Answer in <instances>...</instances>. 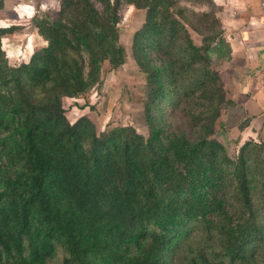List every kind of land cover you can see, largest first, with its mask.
I'll return each mask as SVG.
<instances>
[{
	"label": "rangeland",
	"instance_id": "1",
	"mask_svg": "<svg viewBox=\"0 0 264 264\" xmlns=\"http://www.w3.org/2000/svg\"><path fill=\"white\" fill-rule=\"evenodd\" d=\"M230 1L121 0L118 27L123 63L114 65L111 49V56L96 55V75L86 82L94 80L75 95H62L61 90L49 93L58 81L54 72L35 85L30 74L23 76L39 100L54 101L58 95L64 118L71 123L80 120L86 137L119 133L124 127L144 135L168 159V164H162V179L187 184L206 175L202 191L208 201L207 216L187 226L183 239L167 250L166 264H192L199 248L209 254L220 251V235L237 231L243 223L245 213L235 197L236 163L226 160L240 156L246 162L244 173L263 239L250 244L247 262L235 264H264V117H239L233 104L237 88L225 66L231 54L224 23L233 10ZM95 5L100 8L101 1L95 0ZM25 9H31L32 15ZM60 9L61 0H0V22L7 25L0 27L10 29L0 40V118L11 125L9 130L0 126V161L14 172L23 169L19 160L11 159L18 149L19 117L13 111L12 82L3 77L9 75L8 67L45 56V25L60 16ZM82 51L86 76L90 57L86 49ZM73 55L68 53L70 58ZM149 64L161 68L158 81L150 78ZM159 84L164 87L163 96L156 90ZM49 132V143H55L57 137L53 139ZM30 224L40 252L39 257L31 255L25 240L28 263L64 264V244L50 237L39 213L32 214ZM134 252L131 246L130 254Z\"/></svg>",
	"mask_w": 264,
	"mask_h": 264
},
{
	"label": "trees",
	"instance_id": "2",
	"mask_svg": "<svg viewBox=\"0 0 264 264\" xmlns=\"http://www.w3.org/2000/svg\"><path fill=\"white\" fill-rule=\"evenodd\" d=\"M100 1L98 8L95 0H61L60 16L45 25V56L8 67L10 73L3 77L12 82L13 111L19 117L18 149L11 159L19 160L23 169L14 172L0 161V264H29L25 240L31 255L39 257L30 229L34 212L50 237L64 244V264H166L167 250L183 239L187 226L207 216L209 206L202 191L206 175L187 184L162 179V164H168V159L144 135L124 127L119 133L86 137L80 120L71 123L64 118L58 95L54 101L39 100L24 80L26 72L35 85L54 72L58 81L48 92L75 95L94 80L86 82L96 75V55H112L115 66L123 63L118 27L121 0ZM8 31L9 27H0V40ZM83 48L90 57L86 76ZM150 65V78L158 81L161 68ZM156 90L163 96L162 85ZM1 125L11 129L2 118ZM49 130L53 139L57 137L55 143L48 141ZM226 160L236 163L235 197L245 217L237 231L220 235V251L209 254L199 248L192 264L247 262L250 244L263 239L244 173L245 159ZM7 256L12 261L7 262Z\"/></svg>",
	"mask_w": 264,
	"mask_h": 264
},
{
	"label": "crops",
	"instance_id": "3",
	"mask_svg": "<svg viewBox=\"0 0 264 264\" xmlns=\"http://www.w3.org/2000/svg\"><path fill=\"white\" fill-rule=\"evenodd\" d=\"M225 19L231 54L225 66L239 117H264V0H231Z\"/></svg>",
	"mask_w": 264,
	"mask_h": 264
},
{
	"label": "clouds",
	"instance_id": "4",
	"mask_svg": "<svg viewBox=\"0 0 264 264\" xmlns=\"http://www.w3.org/2000/svg\"><path fill=\"white\" fill-rule=\"evenodd\" d=\"M25 11L28 12L29 16L32 15V10H31V9H25ZM0 25H2V26H7V25H3V22H0Z\"/></svg>",
	"mask_w": 264,
	"mask_h": 264
},
{
	"label": "built area",
	"instance_id": "5",
	"mask_svg": "<svg viewBox=\"0 0 264 264\" xmlns=\"http://www.w3.org/2000/svg\"><path fill=\"white\" fill-rule=\"evenodd\" d=\"M263 5H264V2H263Z\"/></svg>",
	"mask_w": 264,
	"mask_h": 264
}]
</instances>
